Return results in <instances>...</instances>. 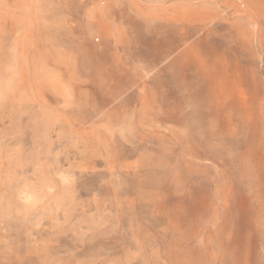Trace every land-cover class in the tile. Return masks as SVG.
Segmentation results:
<instances>
[{
  "label": "rangeland",
  "instance_id": "obj_1",
  "mask_svg": "<svg viewBox=\"0 0 264 264\" xmlns=\"http://www.w3.org/2000/svg\"><path fill=\"white\" fill-rule=\"evenodd\" d=\"M0 264H264V0H0Z\"/></svg>",
  "mask_w": 264,
  "mask_h": 264
}]
</instances>
